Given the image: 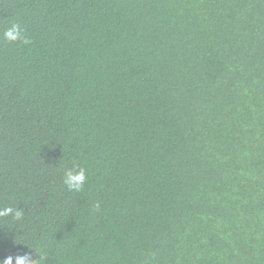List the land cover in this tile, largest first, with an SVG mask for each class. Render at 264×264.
Instances as JSON below:
<instances>
[{"label":"trees","instance_id":"obj_1","mask_svg":"<svg viewBox=\"0 0 264 264\" xmlns=\"http://www.w3.org/2000/svg\"><path fill=\"white\" fill-rule=\"evenodd\" d=\"M5 207L0 262L264 264V0H0Z\"/></svg>","mask_w":264,"mask_h":264},{"label":"clouds","instance_id":"obj_2","mask_svg":"<svg viewBox=\"0 0 264 264\" xmlns=\"http://www.w3.org/2000/svg\"><path fill=\"white\" fill-rule=\"evenodd\" d=\"M4 39L9 42L23 41L27 44L29 41L25 39L23 30L19 23H12L10 27L4 32ZM87 180L85 169L82 167H73L66 169L63 174V184L71 192H80ZM13 213V208L5 207L0 210V216H8ZM15 217L19 218L22 213L19 210L15 211ZM40 264V261L33 260L31 255L25 253L23 255H17L15 257L8 256L0 264Z\"/></svg>","mask_w":264,"mask_h":264}]
</instances>
